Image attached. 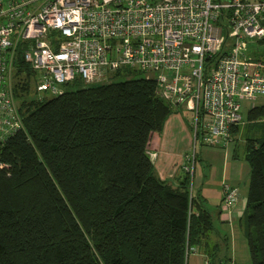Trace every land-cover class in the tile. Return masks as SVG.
I'll use <instances>...</instances> for the list:
<instances>
[{
	"label": "trees",
	"instance_id": "16d2710c",
	"mask_svg": "<svg viewBox=\"0 0 264 264\" xmlns=\"http://www.w3.org/2000/svg\"><path fill=\"white\" fill-rule=\"evenodd\" d=\"M14 66L23 129L0 148V264H187L190 253L229 264L191 176L161 179L149 158L153 134L180 111L153 80L75 81L40 102L20 52ZM263 117L261 105L246 119ZM243 160L249 262L264 264V137L246 143Z\"/></svg>",
	"mask_w": 264,
	"mask_h": 264
},
{
	"label": "built area",
	"instance_id": "2783aa9c",
	"mask_svg": "<svg viewBox=\"0 0 264 264\" xmlns=\"http://www.w3.org/2000/svg\"><path fill=\"white\" fill-rule=\"evenodd\" d=\"M264 0H0V148L23 129L14 60L44 101L78 81L119 73L151 79L156 96L190 113L193 149H226L241 103L264 98V61L247 55L264 38ZM152 163L157 154L148 152ZM182 165L191 178L194 154ZM5 168L0 156V170ZM238 201L222 184L228 220Z\"/></svg>",
	"mask_w": 264,
	"mask_h": 264
},
{
	"label": "crops",
	"instance_id": "0c3cea01",
	"mask_svg": "<svg viewBox=\"0 0 264 264\" xmlns=\"http://www.w3.org/2000/svg\"><path fill=\"white\" fill-rule=\"evenodd\" d=\"M234 139L226 149L201 146L204 150L199 154L194 152V149L192 152L193 132L189 118L184 119L177 111L168 117L160 133L153 134L148 151L157 154L154 168L160 178L165 180L182 177V165L188 162L187 158L192 153L196 154L194 171L196 168L198 177L195 187L213 217L218 235L227 239L229 264H250L245 242L244 218L249 166L243 160V148L240 149L241 152L237 151L236 135ZM222 183L228 184L238 192V201L232 209L230 220L221 205ZM216 240L215 236L211 237L212 242ZM202 261V264H205L203 256Z\"/></svg>",
	"mask_w": 264,
	"mask_h": 264
},
{
	"label": "rangeland",
	"instance_id": "374dc122",
	"mask_svg": "<svg viewBox=\"0 0 264 264\" xmlns=\"http://www.w3.org/2000/svg\"><path fill=\"white\" fill-rule=\"evenodd\" d=\"M254 49H249L247 50V55L250 57H257L260 55L264 54V45H259L256 44L255 46H253ZM263 56H261L260 58H262ZM264 58V57H263ZM138 75H133L132 77H137ZM120 79H126V78H120ZM264 105V98H259L256 101H244L241 103V115L243 117L241 123L237 126H235V135L238 138V141L236 143L235 146H237V151L241 152L240 149L243 148V150H245L246 147V143L250 140V139H259L264 137V117L260 118L258 120L255 121H248L246 119L247 116V112L249 111L250 108H252L253 106H261ZM179 113L181 114V116L184 119H188L190 117V113L185 110V109H180ZM168 119V118H167ZM167 121V120H166ZM165 121V122H166ZM165 125V123H164ZM164 127V126H163ZM235 135L231 130V142L229 144V146L235 141ZM203 148H208V147H203ZM201 145L197 142L194 145V152H196L197 154H199V152L201 150H204ZM192 152H193V147H192ZM244 152V151H243ZM197 167V166H196ZM198 175V171H194V174L192 176V187L193 190H196L197 187V176ZM223 184V183H222ZM226 184V183H224ZM228 185V184H227ZM229 186V185H228ZM202 256L200 254H196V253H190L188 256V261L187 264H202Z\"/></svg>",
	"mask_w": 264,
	"mask_h": 264
}]
</instances>
